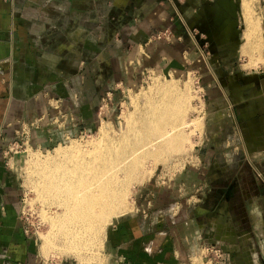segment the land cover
Returning a JSON list of instances; mask_svg holds the SVG:
<instances>
[{
  "label": "rangeland",
  "instance_id": "rangeland-1",
  "mask_svg": "<svg viewBox=\"0 0 264 264\" xmlns=\"http://www.w3.org/2000/svg\"><path fill=\"white\" fill-rule=\"evenodd\" d=\"M170 1L175 8L173 20L175 24L178 23L182 27L174 28L175 30L170 26L165 29L161 28V30L157 29L151 41L161 43L160 41L163 40L169 45L182 41L188 42V45L183 48L176 49L178 54L173 55L172 58L164 51L162 44L160 47L158 44L155 47L156 52H159V55L154 56L155 59L142 53L141 46L135 45L133 38L130 40L127 37V33L131 32L130 27L133 23L138 22V18L133 14L136 9L126 6L127 1L121 3V0H111L113 6L103 23V33L94 32L92 40L93 50H95V46L101 45L108 48V53L103 58L106 57L108 60L110 80L108 88L103 89V94L100 96V102L91 119L92 123L80 128L77 123L79 129L76 132L60 134L58 141L50 147L35 146L22 136L9 144L7 167L13 177V186L19 194V210L21 216H24L26 222L24 225H27L28 235L34 241L32 253L36 263H32L31 260L29 264H79L77 257L67 254L62 249L59 250L60 242L57 239L53 240L54 246L44 250L47 239L54 238L52 230H50L52 218L56 219L57 215H61L63 209L59 206L55 207L56 203L51 200L46 202L47 204H43L45 201L42 202L43 199L32 187L38 178L33 175L34 167H30V163L33 164L36 160L44 162L48 159L47 157L61 161L65 156H54L59 148H68L72 144L99 143L103 140L101 133L104 126L120 131L121 126H124L123 123L129 118L128 112H133V114L129 113L132 114V118L138 117L144 112L145 103L162 96L159 91L150 88L153 87L152 82L157 79L174 86L177 84L176 88L180 91L177 96L182 97V100H186V97L190 96L186 101L190 105L187 106V103H184L183 106L185 115L180 114L181 117H176L178 121L175 118L172 119L173 122H179L184 116H187L190 123L192 120L189 146L186 151L184 149L171 153L172 155L166 156L165 159L149 162L152 166L148 164L147 167L153 169L152 173L145 179L134 181L130 185V191L125 199V205L129 207L124 205L125 209L128 208L129 211L121 216L112 217L106 228L101 248L91 247L93 251L91 248L90 250L86 249L88 257L86 262L88 264H241V262L235 263V261L238 260L240 251L247 248L250 258L254 259L250 261L251 263L254 261V264H264V107L261 109L257 106L258 110L255 114H259V119H245L243 115L245 107L242 104L233 106L228 112L226 110L223 118L219 121L217 114H212V108L215 111L220 110L219 104L228 107L229 100L227 99L231 97L230 93L233 91L234 83L238 84V87L241 84L243 89L246 88V92L243 94L245 96L247 93L249 97L252 92L256 95V91L261 88L260 78L264 77V73H259L261 69L264 70V63L248 67L250 59L242 54V46L245 42L243 33L249 19H261L262 21L263 18V23L260 21V25L263 24L260 32L263 31L264 35V0H232L235 6H232L231 9L237 14V20L233 24V32L230 33V42L228 43L230 45L222 44L219 39L225 35V31L221 30L222 22H211V19L208 22H202L200 18L197 20V16H193L195 24L188 25L187 19L185 20L183 17L182 8H180L185 5L187 0ZM199 1L205 4V20L213 12L216 14L218 11L222 17V14L226 13L222 10L229 8L212 6L211 1ZM240 1L243 5L242 12L246 24L241 15ZM118 3L120 6H117ZM190 3L192 9L197 1L190 0ZM244 3L254 10L249 11L247 7L244 9ZM253 6H256V10ZM254 11L258 13L256 18H253L255 15L252 16ZM182 29L184 30L182 31ZM180 30L190 37L185 36L187 41L184 40ZM153 47L152 44L151 51L154 49ZM118 49L126 53L125 57L121 53L120 55L116 54L115 50ZM131 50L136 53H131ZM91 56L88 57L94 62L93 66L96 70L93 71V74L95 78H98L99 75H107L106 70L100 71V54H94L92 58ZM117 59L124 63L125 68L122 74L120 72V77L117 78L115 75L113 80L112 76L116 74V71L113 68L112 60ZM252 60L261 61L256 55ZM103 66L106 67V61L103 62ZM210 66L213 67L212 72L209 70ZM248 87H250L249 91ZM150 89L152 93L148 92ZM147 93H150L152 98L147 97ZM135 94L139 95V98ZM188 94L189 96H186ZM166 95L164 96H171L168 93ZM213 100L216 102L214 105L211 104ZM232 100L234 99L232 98ZM262 101L264 102L263 98ZM133 102L137 103V108H135V104L132 105ZM228 114H238L242 118L238 119L234 129L228 128V123L233 121V118ZM212 130L217 133L210 134L209 132ZM188 174L194 179L186 187L185 195L189 197L193 194L197 195L195 209L212 208L211 213L214 216L212 226L214 229L223 226L222 234H220L223 237L221 243L217 239H213V243L202 241L199 247L195 243L191 246L187 256L178 258L171 253L169 245L157 247L156 244L157 248L155 246L153 248L152 245L151 251L148 246L145 247L143 243L147 233L137 229V225H135L136 231H133L132 225L127 230L125 228L128 227L117 223L123 218H131L130 214L137 215L138 222L141 224L145 218L146 223L150 219L151 221H161L164 215L154 214L157 211L154 208V200L158 196L157 193L161 191L160 189L155 190V188L167 186L169 181L175 180L179 175ZM218 188H220L219 196L223 194L222 197L214 194ZM209 198L213 200H209ZM191 205L193 204L189 206ZM130 207L132 209H129ZM201 219H203L202 214ZM201 226L203 227L204 224ZM118 227L123 228L116 231ZM115 233L117 234L115 235ZM146 240L148 241V239ZM223 243H226L227 246ZM228 245H231L230 249H232V245L236 249L230 252L224 248H228ZM154 250L156 252L152 254ZM94 259L96 260L94 261Z\"/></svg>",
  "mask_w": 264,
  "mask_h": 264
},
{
  "label": "crops",
  "instance_id": "crops-1",
  "mask_svg": "<svg viewBox=\"0 0 264 264\" xmlns=\"http://www.w3.org/2000/svg\"><path fill=\"white\" fill-rule=\"evenodd\" d=\"M122 1H127L126 6L136 9L133 14L138 18V22L130 27L131 32L127 33V37L130 40L133 38L135 45L141 46L142 53L155 59L154 56L159 55L155 47L157 44L159 47L162 44L164 51L173 58V55L178 54L176 49L188 45V42L184 41L171 45L163 40L160 41L161 43L151 41L157 29L170 26L175 30L174 28L182 27L173 20L175 8L170 0H121V3ZM196 1L192 9L190 0H187L184 6H180L188 25L195 24L193 16H197V20L201 19L202 22H208L210 19L211 22H222L221 30L225 31V35L219 39L222 44L230 45L228 44L230 33L233 32V24L237 20V14L231 9L235 6L233 1L204 0L211 1L212 6L230 8L222 10L226 11L222 17L218 11L216 14L213 12L206 20L204 19L205 4ZM112 6L111 0H0V264H29L31 260L32 263H36L32 253L34 241L25 233L24 221L19 210V194L13 186V177L7 167V148L13 140L21 136L35 146L50 147L58 141L60 134H71L83 125L85 127L86 124L92 123L91 119L100 102V96L103 94V89L108 88L110 81L108 60L106 57L103 58L108 53V48L101 45L95 46L93 50V34L97 31L99 34L103 33V23ZM117 6H120V3ZM242 10L241 3V12ZM241 15L246 24L243 12ZM183 24L185 25L184 21ZM245 29L247 30V24ZM182 31L180 30L185 40L188 34ZM262 33L260 37L262 36L263 40L254 41V45L262 42L264 44ZM152 44L154 49L151 51ZM243 45L242 54L250 59L248 67L264 63V47L257 48V52L255 49L257 45L248 47L246 41ZM115 52L119 55L121 53L123 57L126 55L119 49ZM131 53L136 52L131 50ZM94 54H100V71L106 70L107 75H99L95 78L93 71L96 68L88 57ZM253 54H256L261 61H253ZM105 61L106 67L103 66ZM112 65L116 71L112 76L114 80L115 75L117 78L120 77V72L122 74L125 67L118 59L112 60ZM212 69L213 67L210 66L211 72ZM263 71L261 69L260 73ZM240 85L238 87V84H233L230 96L234 100L231 97L227 99L228 107L219 104V108L230 111L233 106L242 104L245 107L244 118L255 117L257 106L261 109L264 107L262 101L264 91L262 92L260 88L256 91V95L250 92V97L247 93L244 96L243 92H246V88L243 89ZM211 104L214 105L216 102L213 100ZM212 114H217L213 108ZM233 117L236 121L238 118L242 119L236 114ZM209 133L213 134L215 131ZM192 179L194 177L189 174L179 175L175 180L169 181L167 186L155 188L161 191L157 193L160 197L157 196L154 200V208L157 209L154 214H163L161 221L150 219L146 223L145 218L141 224L137 215L130 214L131 218L127 216L128 218L118 220L117 223L128 227L125 228L127 230L132 225L133 231H136L135 225H137V229L147 233L143 243L145 247L148 246L151 251L152 245L153 248L169 245L171 253L178 258L187 256L195 243L198 247L202 241L213 243V239L221 243L223 237L220 234L223 226H218L216 229L212 226L214 218L211 213L212 208L208 209L204 206L205 210L195 209L197 195L193 194L190 197L185 195L186 187ZM219 190L220 188L215 190L214 194L222 197L223 194L219 196ZM190 204L193 205L189 206ZM123 227H118L116 231L122 230ZM195 233L196 235H193ZM223 245L227 246L226 243ZM229 247L231 245L224 248L230 252L236 249L234 245L232 249ZM155 252L154 250L152 254ZM240 252L235 263L254 264V261L250 262L254 259L250 258L247 248Z\"/></svg>",
  "mask_w": 264,
  "mask_h": 264
},
{
  "label": "bare ground",
  "instance_id": "bare-ground-1",
  "mask_svg": "<svg viewBox=\"0 0 264 264\" xmlns=\"http://www.w3.org/2000/svg\"><path fill=\"white\" fill-rule=\"evenodd\" d=\"M246 7L250 6L245 4L244 9ZM253 7L256 10V6ZM248 10L253 11L254 8ZM256 14L258 16L254 11L253 18L257 17ZM260 21L261 19H249L247 30L244 31L246 46L257 45L256 51L264 47L263 42H260L263 44L261 47L259 46L261 44H253L256 40H263L262 36L260 37L261 33L259 34V30L262 29ZM152 83L153 87L150 88L156 89L162 96L145 103L144 112L138 117L132 118L133 112L130 111L132 114L128 112L129 118L123 123L125 127L121 126L120 131L104 126L101 133L103 140L99 143L72 144L68 148H59L54 156L63 155L64 160L58 161L53 160V157H47L44 162L41 160H36L33 164L29 162L30 167H34L33 175L38 178L32 187L43 199L42 202L45 201L43 204L51 200L56 203L55 207L63 209L61 215H57L56 219L52 218L50 230L54 238L47 239L44 250L54 246L53 240L57 239L60 242L59 250L62 249L67 254L77 257L79 264H88L86 249L101 248L112 217L121 216L129 211L128 208L125 209V199L130 191V185L152 173L153 169L147 167L149 162L165 159L171 153L184 149L186 151L188 148L192 120L190 123L187 116H184L183 106L187 103L189 94L186 95L189 96L186 100H182V97L177 96L179 90L175 82L172 83L177 86L161 82L159 79ZM150 90L148 92L152 93ZM166 93L171 96L165 97ZM147 94V97L152 98L150 93ZM134 104L135 102L132 103ZM188 104L189 102L187 106ZM180 114H184L185 119L173 122L172 119L177 120L176 117Z\"/></svg>",
  "mask_w": 264,
  "mask_h": 264
},
{
  "label": "flooded vegetation",
  "instance_id": "flooded-vegetation-1",
  "mask_svg": "<svg viewBox=\"0 0 264 264\" xmlns=\"http://www.w3.org/2000/svg\"><path fill=\"white\" fill-rule=\"evenodd\" d=\"M262 73H264V71L262 72ZM262 73H259V74H262ZM260 80H261V89H262V92L264 91V77H262V78H260ZM223 92V91H222ZM226 111V110H225ZM225 111H224V109L223 108H220V110H218L217 111V115L216 116H218V118H217V120L219 121L221 118H223V115L225 114ZM224 112V114H221V113H223ZM228 112V111H227ZM233 115L234 114H228V116L229 117H231V118H233V121H231L230 123H228L229 125H228V128H230V129H234V128H236V126H237V122H238V120L236 121L235 120V118L233 117ZM236 115H238V114H236ZM259 114H257V115H255V117H250V119H259V117L260 116H258ZM239 119V118H238ZM261 119H262V116H261ZM236 123H235V122ZM217 129V128H216ZM217 133V132H216ZM215 133V134H216Z\"/></svg>",
  "mask_w": 264,
  "mask_h": 264
},
{
  "label": "built area",
  "instance_id": "built-area-1",
  "mask_svg": "<svg viewBox=\"0 0 264 264\" xmlns=\"http://www.w3.org/2000/svg\"><path fill=\"white\" fill-rule=\"evenodd\" d=\"M165 33V32H164ZM22 220L24 221V216H22ZM25 222V221H24ZM26 223V222H25ZM25 227V233L28 234L29 233V230H28V227L27 225H24Z\"/></svg>",
  "mask_w": 264,
  "mask_h": 264
}]
</instances>
